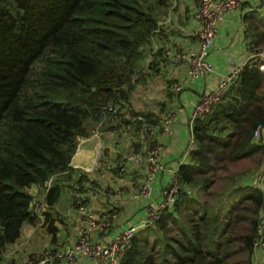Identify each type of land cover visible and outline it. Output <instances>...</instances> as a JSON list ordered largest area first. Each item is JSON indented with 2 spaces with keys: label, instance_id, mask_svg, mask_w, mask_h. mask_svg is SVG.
I'll return each mask as SVG.
<instances>
[{
  "label": "trees",
  "instance_id": "1",
  "mask_svg": "<svg viewBox=\"0 0 264 264\" xmlns=\"http://www.w3.org/2000/svg\"><path fill=\"white\" fill-rule=\"evenodd\" d=\"M168 2L0 0V264L23 225L38 219L30 187L50 180L45 200L53 205L87 119L125 100L140 45ZM258 123L264 74L250 59L194 120L191 162L179 166L173 206L134 231L118 264H254L264 188L210 189L230 162L262 150Z\"/></svg>",
  "mask_w": 264,
  "mask_h": 264
},
{
  "label": "crops",
  "instance_id": "2",
  "mask_svg": "<svg viewBox=\"0 0 264 264\" xmlns=\"http://www.w3.org/2000/svg\"><path fill=\"white\" fill-rule=\"evenodd\" d=\"M196 8L197 0H169L166 7L159 8L157 27L148 41L140 45L141 56L133 69L127 96L122 101L134 112H140L156 123L166 111L175 113L171 133L159 137L163 147L160 162L164 167L155 172L150 195H134L147 175V168L124 157L125 152L145 146L139 124L131 116L119 120L110 112L89 118L85 122L87 134L77 138L70 162L72 170L63 173L64 188L57 201L53 205L46 203L47 188L44 185L30 187L41 220L26 224L32 229V237L37 232L44 235L39 249L71 246L80 225L86 227L93 243L107 244L118 232L143 222L146 208L163 199L162 191L171 177L169 168L191 162L187 152L191 132L189 118L197 100L213 90L225 76L236 69L240 72L248 60L264 58V0H242L237 9L226 11L219 20L217 33L206 54L212 70L191 84L184 82L185 64L173 63L168 51L197 46L199 21L195 17ZM178 84L181 88L176 90ZM243 179L245 183L241 184H253L250 176ZM77 198L95 215L111 216L110 226L102 231L89 226L77 208ZM45 211L50 212L48 219H45ZM49 224L53 230L49 229ZM21 235L6 248L19 242ZM28 244L35 246L33 242ZM28 257L26 255L21 264ZM45 264L95 262L78 256L73 262Z\"/></svg>",
  "mask_w": 264,
  "mask_h": 264
},
{
  "label": "built area",
  "instance_id": "3",
  "mask_svg": "<svg viewBox=\"0 0 264 264\" xmlns=\"http://www.w3.org/2000/svg\"><path fill=\"white\" fill-rule=\"evenodd\" d=\"M242 0H197V8L195 17L199 21L197 30V46L195 48H176L168 51L170 59L173 63H183L186 66V76L184 82L187 84L193 83L196 79L204 77L212 70V64L206 59L208 49L211 47L213 39L217 33V26L223 14L229 10H235L241 5ZM259 64L260 70L264 74V58L255 60ZM239 69H236L231 74L225 76L217 86L204 94L195 103L189 118L191 127L190 136L187 142V152L194 146V135L192 125L196 118L201 117L208 112L212 106L223 95L227 85L238 75ZM181 84H178L175 89L179 90ZM106 108L117 119L121 120L125 116H131L139 124L142 139L145 143L144 147L138 150H130L125 152L126 160L132 161L135 164H144L147 168V175L141 186L134 194L135 196H148L152 191V181L155 172L164 166L160 162V157L163 153L162 144L159 137H166L171 133V125L175 120L174 111L168 110L164 113L159 122H154L146 118L140 112H134L127 105L122 103H109ZM264 134V124L258 123L253 131L254 138H260ZM179 166L169 168L171 177L163 189V199L146 208V217L143 222L131 225L121 232H118L113 239L107 244L93 243L88 235L84 225L77 228V235L74 243L66 248H57L53 246H45L38 254H31L26 264H45L50 261H66L73 262L78 256H83L95 264H118L119 258L122 255L126 245L134 233L141 226L154 224L159 218L161 212L168 207L173 206L176 195L179 189ZM264 167V162H263ZM257 181L260 187L264 188V174H259ZM50 180L44 186L48 187ZM77 208L81 215L87 221V224L96 228L99 231L105 230L111 224V216L103 214L97 216L91 210L87 209L80 199H76ZM33 210L37 211L34 206ZM262 237L264 239V221L258 228V234L255 237L256 241Z\"/></svg>",
  "mask_w": 264,
  "mask_h": 264
},
{
  "label": "rangeland",
  "instance_id": "4",
  "mask_svg": "<svg viewBox=\"0 0 264 264\" xmlns=\"http://www.w3.org/2000/svg\"><path fill=\"white\" fill-rule=\"evenodd\" d=\"M162 12V11H161ZM262 140L263 148L262 150H258L254 152L251 156H247L235 162H230L228 164V169L223 170L217 173V179L211 184V189L213 191L221 190L222 188L228 186L233 182L237 183H245L243 179L245 176H250L253 178V183L258 184L257 177L258 175L264 174V138L261 136L256 140ZM215 176V175H214ZM45 187V186H44ZM48 188V187H45ZM38 205L36 203L33 204V207ZM42 215V211L40 210ZM38 219L41 220L40 217ZM21 238L18 240L15 245H12L9 248H6L4 257H6V261H3V264H21L22 259L31 254H38L41 249H39V244L42 243V240L45 238L42 232H37L34 237H32V229L28 224H24L21 230ZM32 237V239H30ZM30 241V242H29ZM35 246L30 247L28 243H32ZM256 248L254 249L253 259L254 264H264V239L262 237L256 241ZM37 247V248H36ZM39 249V250H38ZM262 251V252H261ZM20 260V261H19ZM7 262V263H6ZM23 262V261H22ZM25 262L24 264H26Z\"/></svg>",
  "mask_w": 264,
  "mask_h": 264
},
{
  "label": "water",
  "instance_id": "5",
  "mask_svg": "<svg viewBox=\"0 0 264 264\" xmlns=\"http://www.w3.org/2000/svg\"><path fill=\"white\" fill-rule=\"evenodd\" d=\"M6 223V220H5V218L2 220V224H5Z\"/></svg>",
  "mask_w": 264,
  "mask_h": 264
}]
</instances>
